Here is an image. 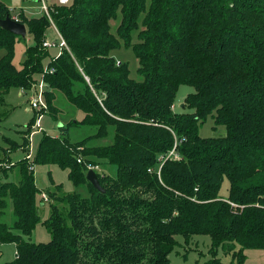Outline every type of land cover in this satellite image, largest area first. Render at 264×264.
<instances>
[{
	"label": "trees",
	"instance_id": "obj_1",
	"mask_svg": "<svg viewBox=\"0 0 264 264\" xmlns=\"http://www.w3.org/2000/svg\"><path fill=\"white\" fill-rule=\"evenodd\" d=\"M49 7L68 51L50 57L42 46L48 18L20 13L31 44L16 68L15 45L25 39L0 28V106L11 89H29L40 75L54 120L55 91L84 116L60 125L58 137L43 134L31 161L0 167V177L16 168L19 175L0 181V244L16 251L3 264H170L175 237L188 244L197 235L210 239L205 264H222L219 249L231 255L229 264H244L245 251L264 252V0H71ZM121 47L137 59L140 80L112 55ZM45 67L54 72L43 74ZM182 85L193 93L184 99L188 111L175 113ZM209 117L225 136H200ZM33 124L20 132L21 143L2 136L5 157L28 152ZM77 126L95 133L72 141L68 131ZM110 130L111 144L92 145ZM172 151L177 159L166 158ZM49 164L67 170L84 192H46L54 199L44 202L51 213L42 221L31 168ZM85 164L99 167L103 192L86 180ZM224 179L226 199L219 196ZM9 203L10 224L1 220ZM38 224L49 242L29 241Z\"/></svg>",
	"mask_w": 264,
	"mask_h": 264
},
{
	"label": "rangeland",
	"instance_id": "obj_2",
	"mask_svg": "<svg viewBox=\"0 0 264 264\" xmlns=\"http://www.w3.org/2000/svg\"><path fill=\"white\" fill-rule=\"evenodd\" d=\"M0 3L5 6L10 15H19L23 13L25 17L32 18L37 13L34 11L27 12V7L30 8L32 6H39L37 0H0ZM150 9V5L146 3L145 10ZM10 16V17H11ZM144 14L141 13L140 18L142 19ZM121 20L120 11L117 12L116 20H111L110 22V31L112 34L116 33V29ZM50 22V21H49ZM47 35V38H46ZM45 38L50 42L58 44L57 34L55 30L51 27L45 33ZM136 40V34L133 33V42ZM31 44V37L26 36L25 40L17 43L15 45L14 50V60L13 64L16 68L21 67V63L24 61V51L27 45ZM57 47L49 48L50 57H53L57 53ZM68 51V47H67ZM1 55V53H0ZM112 55L115 57L118 62H125L129 65L130 77L135 80H140V78L136 74V70L138 68V61L133 55L130 49H124L121 47L119 50H115L112 52ZM48 62V58L44 60V64ZM39 76H35V82H38ZM33 85L30 86V88ZM29 89H25V91H29ZM47 88V87H46ZM24 90V89H23ZM21 89H11L5 96L3 105L0 106V148L8 150L9 146L2 141V136L5 138H9L14 142L21 143L22 142V134L23 131L31 120L35 121L34 112L29 110V98L30 93H24L23 95H19ZM46 93V92H45ZM193 93V89L189 86L182 85L179 87L175 102L173 104L172 110L175 113H185L188 110L184 109V99L185 97ZM45 97V94H44ZM46 101V100H45ZM47 105V102H46ZM52 106L57 109V113L53 114L56 116L54 120L53 117L47 113L42 115L39 120V129L37 131H33L28 152L24 150H11L9 153V157L4 156V151L0 150V161L1 168L3 166L13 165L21 158L31 161L33 154L37 149L38 142L43 134L50 136L52 138L58 137L60 134L59 126L66 125L69 121H79L83 118L84 114L80 110L73 107L62 95L60 92H54V100L52 101ZM69 139L72 141H79L88 136H91L95 133L94 127L88 126H77L69 128ZM200 136L202 137H223L225 136V130L223 127L214 128V123L211 117L207 118L206 122L202 125L199 130ZM113 132L109 131L108 137L104 139H95L92 141V145L96 147H102L109 145L113 142ZM27 153V154H25ZM29 156V158H26ZM9 159L6 162V159ZM3 162V163H2ZM6 168V167H5ZM34 180L37 189L39 190V194L36 198V210L42 221L49 218L51 213L50 202L53 201L54 198H51L48 193H56V196H66L72 193H83L84 188L82 186L75 187L70 180L68 179V171L60 169L58 166L49 164V165H34L33 168ZM19 180L18 169H14L9 171L6 176L0 177L1 182H17ZM228 195V182L226 179L223 180L221 185V189L219 192V196L223 199H226ZM57 198V197H56ZM49 202V203H44ZM56 205V204H54ZM59 207V205L57 204ZM14 219L12 213V207L9 203V206L4 211V216L2 217V221L4 223L10 224ZM178 244L175 246L173 251L169 255L170 264H205L212 257L209 254L210 248V239L207 236H193L188 244L184 243V240L177 236L175 237ZM28 240V238H27ZM51 240V235L49 231L42 225L38 224L36 228L33 230L32 234L29 236V241L31 243H47ZM15 246L13 244H6L0 246V264L10 262L15 258ZM185 255V256H184ZM246 261L244 264H264V252L262 251H245ZM222 264H229L231 262V255L225 253L222 249H219L217 255L215 257Z\"/></svg>",
	"mask_w": 264,
	"mask_h": 264
},
{
	"label": "built area",
	"instance_id": "obj_3",
	"mask_svg": "<svg viewBox=\"0 0 264 264\" xmlns=\"http://www.w3.org/2000/svg\"><path fill=\"white\" fill-rule=\"evenodd\" d=\"M37 2L39 3V6H38L39 14L44 15L45 17L48 18V20L50 21V24H51V28H53L55 30V33L57 34V38H58V44L50 42L48 39L45 38L42 46L46 50H48L49 48L57 47L58 48L57 49L58 51L56 53V57H57L61 54V52L64 48L67 49V46H66L65 41L60 36V34L56 30V28L54 27V25L50 19V7H49V5L55 4L58 6H68L70 4L71 0H37ZM11 19L18 22V18L16 16H14V17L11 16ZM53 72H54L53 68L45 67V69L43 70V74H52ZM32 85H33V87H31L28 92L23 90V89H21V92H20L21 95H23L24 93H30L31 94L30 98H29V110L33 111L34 115H35V121L31 127L29 140L31 138L33 131L34 130L37 131L39 129V120L42 117V115L46 113V110H47V105H46V101H45V97H44L47 86H46L45 82L43 81L42 76H39L38 82L37 83L34 82ZM26 158H29V156H27ZM166 158L177 159V155H175L174 151H172L168 154V156ZM77 162L81 163L82 161L77 160ZM85 166H86L87 171L92 170L95 173L100 172L99 167L96 165L85 164ZM0 246H1V244H0Z\"/></svg>",
	"mask_w": 264,
	"mask_h": 264
},
{
	"label": "water",
	"instance_id": "obj_4",
	"mask_svg": "<svg viewBox=\"0 0 264 264\" xmlns=\"http://www.w3.org/2000/svg\"><path fill=\"white\" fill-rule=\"evenodd\" d=\"M0 28L15 36H19L22 39H25L27 35L25 25L21 24L20 22L14 21L10 16H5L4 19H0ZM86 180L92 185L95 190L103 192L99 185L95 172H93L92 170L88 171L86 174Z\"/></svg>",
	"mask_w": 264,
	"mask_h": 264
},
{
	"label": "crops",
	"instance_id": "obj_5",
	"mask_svg": "<svg viewBox=\"0 0 264 264\" xmlns=\"http://www.w3.org/2000/svg\"><path fill=\"white\" fill-rule=\"evenodd\" d=\"M37 3H38V2H37ZM26 11H27V12L34 11L35 13H37V15H36V16L34 15L33 17H39V16H40V14H39V12H38V7H36V6H32V7H30V8L27 7ZM14 16H16V17L18 18L17 15H13L12 17H14ZM47 30H48V29H47ZM26 36H27V35H26ZM46 38H47V35H46ZM19 95H21L20 92H19ZM28 109H29V108H28Z\"/></svg>",
	"mask_w": 264,
	"mask_h": 264
}]
</instances>
